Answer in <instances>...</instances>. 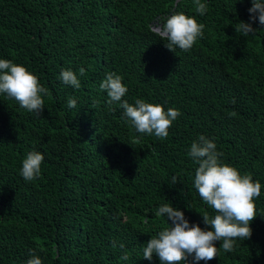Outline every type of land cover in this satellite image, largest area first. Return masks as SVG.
<instances>
[{
	"label": "trees",
	"instance_id": "1",
	"mask_svg": "<svg viewBox=\"0 0 264 264\" xmlns=\"http://www.w3.org/2000/svg\"><path fill=\"white\" fill-rule=\"evenodd\" d=\"M201 2L204 16L194 0H0V59L48 89L40 115L0 94V264H25L29 250L42 264H161L143 258L168 227L159 206L212 230L201 215L215 213L194 187L198 164L188 156L200 135L216 143L222 164L259 181L261 195L251 237L236 238L232 252L214 242L217 257L199 264H264V26L236 32L251 22V0ZM174 12L204 25L187 52L170 51L149 28ZM62 69L77 74L79 89L60 80ZM108 72L122 77V100L180 112L166 138L137 133L119 103H107L99 85ZM31 151L44 160L28 182L20 169Z\"/></svg>",
	"mask_w": 264,
	"mask_h": 264
},
{
	"label": "clouds",
	"instance_id": "2",
	"mask_svg": "<svg viewBox=\"0 0 264 264\" xmlns=\"http://www.w3.org/2000/svg\"><path fill=\"white\" fill-rule=\"evenodd\" d=\"M248 9L251 22H239L236 32L243 36L255 34L258 29L252 24L257 20L264 26V3L261 0H251ZM195 12L204 16L208 6L201 0H194ZM150 30L162 41H167L165 47L175 52L176 48L185 52L192 49L198 38L203 37L204 25L198 23L194 17L183 12H174L168 17H160L149 25ZM85 69H79L83 76ZM65 85L79 89L81 82L77 74L71 69H62L59 76ZM107 92V103H119L123 109V118H126L139 134L154 135L157 138H166L168 130L180 112L174 108L164 110L160 104L147 103L143 99H136L135 104L122 100L128 91L122 83V77L115 72H108L99 85ZM0 94L15 99L19 106L28 112L40 115L44 110L42 96L48 94V89L41 86L38 78L29 72L26 67L13 63L7 59H0ZM77 101L69 99L67 107L75 108ZM217 151L216 143L204 135L193 141L188 156L198 164L195 170L194 187L202 201L214 210V216L201 215L205 225L212 230H204L198 224L189 223L184 212L172 205L163 204L155 212L156 216H164L168 227L160 230L156 236L145 244L143 258L152 260L155 254L161 264H180L188 261L191 256L193 264L200 261H210L217 257L218 248L214 242H222L220 247L225 252L234 251L236 238L247 240L252 235L250 222L257 216L254 198L261 195V183L253 181L250 175H241L233 166L222 164ZM44 160L42 153L31 151L22 162L20 175L25 181L31 182L41 174V164ZM177 179L172 178L175 184ZM182 191V190H181ZM170 221V223H169ZM116 247V242H112ZM119 247L124 249V244ZM30 258L25 264H42L34 250H29ZM120 259L127 261L129 256L125 252Z\"/></svg>",
	"mask_w": 264,
	"mask_h": 264
}]
</instances>
